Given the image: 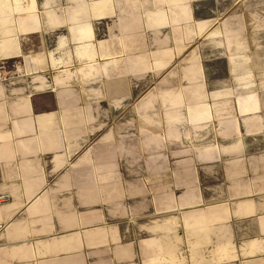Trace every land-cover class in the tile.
<instances>
[{"label":"crops","instance_id":"crops-1","mask_svg":"<svg viewBox=\"0 0 264 264\" xmlns=\"http://www.w3.org/2000/svg\"><path fill=\"white\" fill-rule=\"evenodd\" d=\"M184 1L0 0V264H264V11L178 62Z\"/></svg>","mask_w":264,"mask_h":264},{"label":"rangeland","instance_id":"rangeland-1","mask_svg":"<svg viewBox=\"0 0 264 264\" xmlns=\"http://www.w3.org/2000/svg\"><path fill=\"white\" fill-rule=\"evenodd\" d=\"M161 7H164V17L170 20V26L175 27L176 32L160 31L159 38L165 44L161 45L160 42L159 48L177 49L178 62H182L184 58L187 60L189 57L198 61L200 55L203 57L206 54V57H210L214 52V43L223 42L226 39L225 31L241 29L244 22L248 21L249 14L264 11V0H185L180 4H170V6L163 4ZM184 28L190 29L189 34ZM143 44L146 48L147 41L145 40ZM152 44L153 42L148 47L151 48ZM166 74L167 72L164 71L157 79L160 80ZM157 79L146 86L142 95H147L159 88ZM134 101V99L130 100V106Z\"/></svg>","mask_w":264,"mask_h":264},{"label":"built area","instance_id":"built-area-1","mask_svg":"<svg viewBox=\"0 0 264 264\" xmlns=\"http://www.w3.org/2000/svg\"><path fill=\"white\" fill-rule=\"evenodd\" d=\"M0 201H7V197L1 196Z\"/></svg>","mask_w":264,"mask_h":264}]
</instances>
